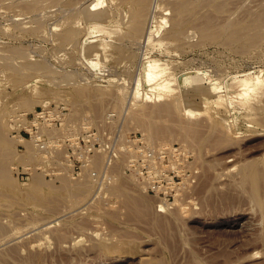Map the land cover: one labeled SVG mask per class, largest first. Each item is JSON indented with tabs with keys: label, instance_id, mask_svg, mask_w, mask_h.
I'll return each instance as SVG.
<instances>
[{
	"label": "rangeland",
	"instance_id": "1",
	"mask_svg": "<svg viewBox=\"0 0 264 264\" xmlns=\"http://www.w3.org/2000/svg\"><path fill=\"white\" fill-rule=\"evenodd\" d=\"M3 1L10 0H0V57H6L2 58L5 61L0 58V116L2 119L6 117L0 130V228L3 227L1 231L6 233L3 237L5 239L0 237L3 243H0V264H264V181L260 184L259 196H255L251 183L243 180L241 172L243 166L250 163L264 168V111L250 110L264 103L260 105L253 93L264 85V34L260 35L264 27L258 32L259 29H255L257 25L252 26L251 31L256 30L259 35L255 31L243 30L249 21L256 24V17L253 18L250 12H255L252 14L256 16L259 9L263 10L264 0H206L208 4L200 10L198 16L210 12L213 19L211 24L215 25L212 32L209 36L193 32L191 40H180V50L171 49L173 54L170 55L164 51L170 44L161 48L149 42L153 40L151 36L156 35L155 32L151 33L155 31L152 19V23L147 22V30L150 28L149 32H144L147 41H144V45H139L134 41L135 38L127 36L122 42L120 53L97 60L100 63L99 71L86 64L79 42L87 29L81 13V2L85 0H65L63 5L61 0H57L60 4L49 0L52 5L48 4L49 8L43 7V3L48 0H22L21 3V0H11L13 7L2 5ZM35 1L42 4L37 3L36 7L32 4ZM66 1L69 2L68 7ZM112 1H106L112 14L117 12L115 17L127 18L121 17L126 20L123 23L124 20L119 18L122 36L130 35L128 32L131 27L127 28L130 26L131 15L127 14V11L131 13L130 8L123 5L121 0H116L121 3L116 6L114 4L117 2ZM156 1L159 0H151L152 6L156 7ZM15 2L21 4L20 8ZM28 4L29 10L26 11L24 8L28 9ZM32 6L42 9L34 13L37 9ZM53 6H56L55 10ZM121 8L124 12L120 11ZM30 9L35 10L32 13ZM52 10L58 12L54 14ZM23 11L31 13L26 15ZM72 11H76V16L72 15ZM36 14H39L37 19L34 18ZM44 16L49 21L46 19L44 23L48 24L43 23L41 27L38 22L45 19ZM14 17L17 19L13 22ZM29 18L38 22H29ZM17 20L24 22L21 24ZM227 21L228 25H233L232 29L238 30L239 35L235 39H231L216 26L226 24ZM68 24L71 25L67 27ZM22 25L30 27L27 29L23 26V30ZM54 27L59 28V31ZM70 27L83 31L76 37L79 47L75 45L76 39L71 41L72 44L68 40L62 44L64 40L61 37L54 38L55 35H61L55 34L57 31L63 34ZM101 30L95 32L97 36L93 37L94 40L101 38V34L104 37L105 32ZM16 34H20V38ZM49 39H58V42ZM135 42L138 45L135 46ZM10 45L15 48L17 46V52L12 51L13 48L10 50ZM21 46L28 50L27 53ZM34 47L39 49L33 50ZM123 47H129V51ZM4 48L10 49L6 51ZM59 48L58 53L56 49ZM79 48L80 55L77 50ZM20 52L24 59L19 55ZM10 54H16L14 63L11 60L14 56ZM27 54L29 58L25 57ZM148 54L152 59L156 57L168 62L174 74L181 75L183 71L187 72L194 67L209 72L207 84L212 82L219 90L216 88V96H206L208 100L219 103H223L228 83L234 84L232 91H238L240 87L233 82L234 78H243L250 72L256 78V90L251 92L252 95L245 94L241 104L237 105L241 114L238 125L231 126L232 133H228L227 125L222 121V118L230 121L235 119L232 106L218 108V103L206 105L204 99L207 97L201 95H197L196 102L201 103L203 109L197 113L185 112L182 109L186 106L185 102L183 105L178 102L180 107L174 113L163 116L152 114L153 107L168 101L174 106L178 98H155L149 92L146 93L149 99H145L148 84L140 77L139 64ZM29 55H33V60ZM118 57L121 62H118ZM17 60L19 64L25 60V64L22 62L23 65H19ZM40 60L44 66L49 63L56 70L48 69L49 66L47 69L43 67L47 71L42 70L39 67ZM35 62L40 71L34 70L38 68ZM12 64L22 67H12ZM52 70L56 72L52 74ZM58 70L60 74H57ZM45 71L52 72L46 74ZM96 71L97 74H92ZM72 72H75L74 75ZM64 73L69 76L65 75L67 79L64 83L62 80L59 82L65 78ZM71 74L77 78L71 80ZM98 74L103 77H95ZM27 75L31 77L25 78ZM54 75L57 76L56 81L50 78ZM83 76L87 79L84 80ZM109 78L114 80L110 81ZM121 81L123 84H120ZM119 85L129 89L125 90L126 98L122 100H118L122 96L118 95ZM56 96H62L63 100L55 99ZM134 97L144 108L143 111L142 108L136 109L141 106L132 105L133 108H129L130 98ZM46 100L48 105H43ZM237 100H241L239 95L236 96ZM29 101L34 105L31 106ZM12 107L14 112L11 111ZM16 107L18 110L15 111ZM127 109H130L129 112ZM248 109L251 112H247ZM150 116H154L163 126L168 124L171 130L152 135L149 131ZM219 122L224 126H218ZM234 134L239 136L232 139L236 137ZM228 135H231L232 140H229ZM201 139H206L202 145ZM1 143H7L6 148H2L4 144ZM37 173L43 185L34 187L31 182ZM76 182L81 186L76 187L80 185ZM46 218L53 221L47 224L49 221L46 222ZM44 221L46 225L43 223L37 226L38 222ZM25 227H29V230L26 231ZM41 227L47 228L45 230ZM30 231V235H26Z\"/></svg>",
	"mask_w": 264,
	"mask_h": 264
},
{
	"label": "bare ground",
	"instance_id": "2",
	"mask_svg": "<svg viewBox=\"0 0 264 264\" xmlns=\"http://www.w3.org/2000/svg\"><path fill=\"white\" fill-rule=\"evenodd\" d=\"M18 1V0H17ZM36 1H40V0H36ZM35 1V3L33 2L32 4L34 5H36L37 3L38 4H42V3H40V2H36ZM47 1V0H46ZM65 0H61V2H62V5H63V2H64ZM67 1H69V0H67ZM67 1H66V7H68L67 5L69 4V2L67 3ZM83 1V0H82ZM107 0H85V1H83V2H81V3H83L82 4V12L81 13H83V16H84V19L86 20V23H87V29L86 30H84L85 31V33L83 34V36H82V38H81V41H79L80 43H81V46H82V48H81V50H82V55H83V57L85 58V61H86V64H88V66H90L91 68H93L94 70L96 69L97 71H99V64L100 63H98L97 62V60L98 59H105V58H110V57H112V56H114V54L115 53H120V51L122 50V42L125 40L124 38H127V36L130 38H135V40L134 41H137V43L139 44V45H141L142 46V44L144 45V41H146V37L144 36V34H146V33H144V32H149L148 30H149V28L150 27H148V30H147V28H146V26L148 25V23L147 22H151L152 21V19H153V26H155V28H154V30L155 31H151V33H154L155 32V37L154 36H151L152 38H153V40L152 41H149L150 43H151V45H154V44H156L157 45V47L159 46V47H161V48H164L167 44H170L171 46H173V48H170L171 46H169V47H167V49L166 50H164L165 51V54H173V52L171 51V49H175V50H177V49H179L180 50V44H182V41L181 42H179L180 40H182V39H186V38H188V39H190L191 38V34H193V32L195 33L196 31H198V33H200L201 35H204V36H209L210 35V33L212 32V30H213V27H215V25H212L213 23V19H212V16L209 14L210 12H204V13H202L200 16H198V13L200 12V10L202 11V8H206L205 6L208 4V2L206 1V0H176V2H172V0L170 1V0H159V1H156V2H154V3H156V7L155 6H152V4L153 3H151V0H121V3H123V5H126L127 7H128V9L131 11V13L129 14V12L127 11V14L128 15H131V16H129L130 18V26L129 27H127V28H130L131 30H130V32H128V33H130V35H128V34H126V36L124 37V36H122V27H121V25L122 24H120L119 23V18H121V17H123V16H121V17H115L114 16V14L116 15L117 14V12L116 13H114V14H112L113 12H111V8H110V5L108 4V2H106ZM112 1V0H111ZM119 1V0H118ZM153 1V0H152ZM174 1V0H173ZM5 1H3V3H1L2 5H10L11 7H13L12 5V3H13V1L11 2V0L10 1H6V2H9V3H7V4H5L4 3ZM11 2V3H10ZM20 3L22 2V0L21 1H19ZM50 2H52L51 0H50ZM53 2H59V4H60V1H57V0H55V1H53ZM115 2H117L116 0H113L112 1V3H115ZM15 3H17V4H19V8H20V3H18V2H15ZM71 3H74V2H71ZM70 3V4H71ZM75 3H76V1H75ZM78 3V2H77ZM118 3H120V2H117V4H114L115 6L116 5H119ZM121 3H120V5H121ZM16 4V5H17ZM30 4H31V2H30ZM48 4H50L49 3V0H48V2H44L43 3V7H47V8H49L47 5ZM52 4H54V3H52ZM263 4H264V1H263ZM263 4L261 5V8H263L264 6H263ZM51 5V4H50ZM65 5V4H64ZM77 6H78V4H76ZM113 5V4H112ZM155 5V4H154ZM29 4H28V9H25L24 8V10H29ZM52 6V5H51ZM56 6H58L57 4H56ZM56 6H53V8L52 9H54V7L56 8ZM70 6H72V7H74L73 6V4H71ZM209 6V5H208ZM263 6V7H262ZM5 7V6H4ZM21 7H26V6H21ZM36 7H37V5H36ZM38 7H40V6H38ZM42 7V6H41ZM45 7V8H46ZM59 7H60V5H59ZM66 7L64 6V8L66 9ZM72 7H70V8H72ZM76 7V6H75ZM74 7V8H75ZM153 7H155L154 8V10H153ZM6 8V7H5ZM7 8H9V7H7ZM15 8V7H14ZM32 8H35L34 6H32ZM31 8V9H32ZM45 8H43V10L45 9ZM51 8V7H50ZM64 8H62V9H64ZM70 8H68V10L67 11H69V9ZM118 8H120V6L118 7ZM11 9H13V8H10V10ZM23 9V8H22ZM30 9V10H31ZM35 9H37V8H35ZM35 9H33V10H31L32 11V13H33V11L35 10ZM42 9V8H41ZM41 9H37V10H35L34 11V13L35 12H37L38 10H40L41 11ZM76 9V8H75ZM75 9H72L73 11L75 10ZM78 9V8H77ZM15 10H18V8L16 7L15 8ZM14 10V11H15ZM42 10V11H43ZM51 10V9H50ZM50 10H48V11H50ZM55 10V9H54ZM54 10H52V11H54ZM122 10V8L120 9V11ZM260 11H258V12H256L257 14H256V16H254L253 14H255V12L253 13L252 11L250 12V14L253 16V18H255V22H256V24H254L253 22H251V21H249V23H248V25H246V28H244L243 30H245V31H248V30H250L251 31V29H252V26L253 27H255L254 25H257L256 26V28L255 29H259L258 30V32H260L261 31V29L264 27V8H263V10H261V9H259ZM9 10H7L6 12H8ZM48 11L47 12H44V13H48ZM51 11V12H52ZM58 11H61V9H59ZM57 10H56V12H58ZM72 11V12H73ZM77 11V10H76ZM76 11L75 12H73V14L71 13V12H69V13H71L72 15H75V13H76ZM81 11V10H80ZM16 12V11H15ZM26 15L28 14V13H31V12H28V13H26L25 11H23ZM55 11L53 12L54 14L56 13ZM62 12V11H61ZM60 12V13H61ZM122 12H124L123 10H122ZM21 12H19V14H20ZM38 13H40V12H38ZM43 13V12H42ZM68 13V14H69ZM79 13V12H78ZM80 13V14H81ZM253 13V14H252ZM16 14H18V13H16ZM19 14H18V16H19ZM49 14H50V12H49ZM124 13H121V15H123ZM1 15H3V14H1ZM32 15V14H31ZM44 15V14H43ZM70 15V14H69ZM82 15V14H81ZM80 15V16H81ZM120 15V14H119ZM127 15V16H128ZM4 16V15H3ZM2 16V17H3ZM21 16V15H20ZM30 16V15H29ZM28 16V17H29ZM37 16H39V14L37 15L36 14V17H34L35 19H37ZM41 16H42V14H41ZM76 16V15H75ZM83 16H81V17H83ZM124 16H125V14H124ZM16 17V16H15ZM14 17V20H12L13 22L14 21H16V19L17 18H15ZM24 17H26V16H24ZM50 17H52V14L50 15ZM67 17V16H66ZM71 17H74V16H71ZM250 17V16H249ZM10 18H12V17H10ZM34 18H32V19H30L29 18V22L31 21V22H34V21H36V22H38V20H34ZM43 18H45V19H40V21L41 22H38V23H40L39 24V26H41L44 22H45V20L47 19V21H49V18L48 17H46V16H44ZM54 18V17H53ZM123 18H125V19H127L126 18V16L125 17H123ZM123 18H121L122 20H124V21H122V20H120V21H122V23L123 22H125L126 20L125 19H123ZM226 18V17H225ZM21 19H24L23 17L21 18ZM51 19V18H50ZM77 19H78V17H77ZM81 19V18H80ZM83 19V18H82ZM27 20H25V21H27ZM68 20V19H67ZM72 20H74V18L72 19ZM76 20V19H75ZM79 20V19H78ZM78 20H76V21H78ZM228 20V19H227ZM249 20H252V19H249ZM18 22L20 21V20H17ZM27 21V24L29 23ZM75 21V22H76ZM81 21V20H80ZM84 21V20H83ZM230 21V20H229ZM229 21H227L228 23H226V24H224V23H222L221 25L223 26V28H221L220 29V27H221V25L219 26V25H216L218 28H219V30L221 31V32H224L225 34H227V36H229L231 39H235L236 37H238V35H239V33L237 32L238 30H234V29H232V28H234V27H232L231 28V26H233V25H228L229 24ZM253 21V20H252ZM22 22H24V20H22V21H20L19 23H21L22 24ZM69 22V21H68ZM132 22V23H131ZM223 22H224V20H223ZM231 22V21H230ZM66 23V22H65ZM70 23V22H69ZM85 23V22H84ZM152 23V22H151ZM212 23V24H211ZM221 23V22H220ZM20 24V25H21ZM26 24V25H27ZM44 24H48V23H44ZM67 24V23H66ZM72 24V23H71ZM71 24H68L67 25V27L69 26V25H71ZM132 24V25H131ZM169 24V25H168ZM216 24V23H215ZM236 24V23H235ZM26 25H22L21 27L23 28V30H24V27L23 26H25L26 28L27 27H30V26H26ZM59 25V24H58ZM58 25H55V27H57ZM61 25V24H60ZM59 25V26H60ZM63 25H65V24H63ZM73 25H75L74 24V22H73ZM79 25H81V24H79ZM151 25V24H150ZM15 27H16V25H14ZM18 26V25H17ZM45 26V25H44ZM128 26V25H127ZM42 27V26H41ZM54 27V28H55ZM65 27V26H64ZM73 27H78V26H73ZM73 27H70L69 29H67V30H65L66 32H64L63 34L61 33V31L58 33V29L57 28H55V29H57L58 31L55 33V34H61V35H59V36H56L55 35V39H56V37L58 38V39H60L59 37H61V39L62 40H64V42H62L61 40H59V42H62V44H64V43H66L65 42V40H68V41H70V43H71V41L72 40H74V39H76V37H78V35L80 34V32H83L82 30H80V29H77V28H73ZM80 27H82V26H80ZM152 27V26H151ZM166 27H168L169 29L168 30H166ZM262 27V28H261ZM97 28H101L100 30L101 31H104L105 32V34H104V37H103V34H101L102 36H101V38H95V40H94V36L96 37L97 35H95V32H97V31H100V30H97ZM16 29H19L18 27H16ZM28 29V28H27ZM54 29V30H55ZM61 29V28H60ZM84 29H85V27H84ZM152 29V28H151ZM150 29V30H151ZM264 29V28H263ZM34 30V29H33ZM33 30H30L29 29V31H33ZM53 30V31H54ZM61 30H63V29H61ZM97 30V31H96ZM194 30V31H193ZM22 30H20V32H21ZM192 31V32H191ZM253 32L255 31L256 32V35H259V34H257L258 32L256 31V30H252ZM251 31V32H252ZM264 30H262L261 32H260V35L262 34H264V32H263ZM28 31H26V33H27ZM103 32V33H104ZM233 32H236V33H238V34H231V33H233ZM252 32V33H253ZM15 33V32H14ZM121 34V36L122 37H120L119 38V35ZM16 35H18V34H16ZM51 35H53V34H51ZM148 35H149V33H148ZM154 35V34H153ZM194 35V34H193ZM236 35V36H235ZM255 35V34H254ZM20 36V34L17 36V38ZM149 36V37H150ZM196 36V35H195ZM195 36H193V38L192 39H194V37ZM14 37H15V35H14ZM13 37V38H14ZM143 37H145V38H143ZM228 37V38H229ZM257 37H259V36H257ZM256 37V38H257ZM16 38V39H17ZM20 38V37H19ZM52 38V37H51ZM130 38V39H131ZM151 38V39H152ZM55 39H49V40H52V41H54ZM58 39L57 40H55L54 42H58ZM96 39H98V40H96ZM138 39V40H137ZM148 40L150 39V38H147ZM187 39V40H188ZM191 40V39H190ZM19 41V40H18ZM76 43H75V45H78V47H79V42H78V40L76 39V40H74ZM127 41H129V40H127ZM133 41V42H134ZM186 41V40H185ZM130 42H132V40L130 41ZM147 42V41H146ZM148 42V43H149ZM14 43V42H13ZM19 43V42H18ZM73 43V42H72ZM71 43V44H72ZM136 43V42H135ZM135 43H132L133 45L135 44ZM135 44V46L136 45H138V44ZM147 43V44H148ZM222 43H224V42H222ZM55 44H57V43H55ZM129 44V43H128ZM131 44V43H130ZM129 44V45H130ZM6 45H8V44H6ZM21 45V44H20ZM75 45H69V46H75ZM150 45V44H149ZM149 45H147V50H148V46ZM155 45V46H156ZM9 46V45H8ZM7 46V47H8ZM30 46V45H29ZM126 46V45H125ZM140 46V47H141ZM146 46V45H145ZM168 46V45H167ZM21 47H23V48H21L22 50L23 49H25V51H26V48L24 47V46H21ZM76 47V46H75ZM174 47H176V48H174ZM11 48V49H10ZM10 50H12V48H13V50L12 51H15L16 50V48H17V46H16V48L15 47H11V45H10ZM30 48V50H32L31 49V47H29ZM35 48V47H34ZM61 48V47H60ZM60 48L59 49H56V50H58V53L60 52ZM142 48V47H141ZM140 48V49H141ZM150 48V47H149ZM5 49V48H4ZM9 49H5L6 51H8ZM18 49H20V47L18 48ZM36 49H39L38 47L37 48H35V49H33V50H36ZM42 49V48H41ZM41 49H40V51H41ZM123 49H125L124 47H123ZM128 49V51H129V47H126V49L125 50H127ZM138 49V48H137ZM3 50V49H2ZM55 50V49H54ZM77 50H79V55H80V48L79 49H77ZM139 50V49H138ZM153 50H155V49H153ZM4 51V50H3ZM11 51V53H15V52H17V51H15V52H12ZM28 51V50H27ZM27 51H26V53H27ZM45 51V50H44ZM44 51H42V52H44ZM124 51V50H123ZM149 51H151V50H149ZM148 51V52H149ZM174 51V50H173ZM19 52V51H18ZM21 52H23V51H21ZM20 52V53H21ZM41 52V53H42ZM67 52V51H66ZM69 52V51H68ZM137 52V51H136ZM135 52V53H136ZM155 52V51H154ZM163 52V51H162ZM6 53H9V52H6ZM26 53L24 54V55H26ZM35 53V51H33V54ZM39 53V52H38ZM76 53H78V52H76ZM127 53H129V52H127ZM147 53V52H146ZM19 54V53H18ZM17 54V55H18ZM30 54V53H29ZM55 54V53H54ZM57 54V53H56ZM71 55H73V53H70ZM126 54V53H125ZM129 54H131V53H129ZM138 54V53H137ZM141 54V53H140ZM163 55H164V53H162ZM175 55H177L176 53H174ZM5 55V54H4ZM12 54H10L9 56H11ZM14 55H16V54H14ZM14 55H12V56H14ZM20 56H22V59H24V57H23V53H21V54H19ZM38 55H41V54H38ZM44 55V54H43ZM119 55V54H118ZM149 55V54H148ZM168 55V56H169ZM9 56H7V57H9ZM11 56V57H12ZM30 57H32L31 55H29ZM42 56V55H41ZM120 56H124V55H120ZM128 56V58H130L129 56L130 55H127ZM135 56V55H134ZM141 56V55H140ZM146 56V55H145ZM150 56V57H149ZM149 56H147V57H144V58H142L141 59V61H140V64H139V70L141 71V74L142 75H140V77H143L144 79H145V82L148 84V89L146 90L147 92H145V94L146 93H149L150 92V94L149 95H151V94H154V96H155V98H156V96H158V98H162V97H166V96H175V98H178L177 99V101L175 102V103H173L174 104V106L172 105V104H170V101H168V102H166V103H164V104H159V105H157V106H155V107H153L152 109H151V113L152 114H155L156 116H163V115H169V114H171V113H174L175 111H177L176 109H178L179 107H180V105L179 104H177L178 102L179 103H181L182 105L184 104V102H185V104H186V106H185V108L183 107L182 109L183 110H185V112H187V113H197V112H199L200 110H202L203 108V106L201 105V103H197L196 101H197V99H196V97H197V95H201V96H204V97H207L206 95H208V96H211V97H213V96H216V94H217V89L215 88V86L214 85H212V82H209V83H211V84H207V79H208V75H209V72H207V71H205L204 69H202V68H191L189 71H187V72H185V71H183V73L182 72H180V73H182L181 75H179L178 73L177 74H174V73H172V71L170 70V68H171V66L169 67L168 66V62H166V61H163V59H156V57H155V59H152V57H151V55H149ZM166 56V55H165ZM174 56V55H173ZM180 56H182V55H180ZM5 56H3V57H0L1 59L2 58H4ZM17 57V56H16ZM25 57H28V54H27V56H25ZM138 57V56H137ZM136 57V58H137ZM29 58V57H28ZM79 58V57H78ZM119 59L118 60H120L121 58L120 57H118ZM124 59H125V57H123ZM131 58L132 59H134L135 57H133V55L131 56ZM173 58V57H172ZM0 59V60H1ZM5 59H6V57H5ZM5 59H2V61L4 60L5 61ZM8 59V58H7ZM13 59H15V56H14V58H12L11 60L13 61V63L16 61H14ZM18 59H21V57H19L18 56ZM59 59V58H58ZM61 59V58H60ZM71 59H73V57H71ZM74 59H76V58H74ZM73 59V60H74ZM124 59H122V61L124 60ZM8 60H10V58L8 59ZM31 60H33V57L31 58ZM67 60H69V58H67ZM79 60H80V58H79ZM114 60V59H113ZM117 60V59H116ZM130 60V59H129ZM137 60V59H136ZM140 60V59H139ZM25 60H23V61H20L21 63L20 64H22L23 65V63L25 64V62H24ZM70 61H72V60H70ZM70 61H67V62H70ZM127 61V60H126ZM134 61V60H133ZM133 61H130V62H133ZM11 62V61H10ZM23 62V63H22ZM34 61H32V63H33ZM36 62H38L37 60H36ZM34 63V64H36V67H38V63ZM42 62H43V59H42ZM66 62V63H67ZM74 62V61H73ZM77 62V61H76ZM80 62V61H79ZM118 62H121V60L120 61H118ZM124 62V61H123ZM186 62V61H185ZM188 62V61H187ZM17 63L19 64V62H18V60H17ZM27 63V62H26ZM29 63V62H28ZM31 62H30V64H32ZM41 63V60H40V62H39V67L40 68H42V70L43 69H45L47 66H49V63L47 64L46 63V60H45V64H47V65H45L44 66V64H40ZM44 63V62H43ZM59 63H61V62H59ZM65 63V62H64ZM127 62H125V65H127L126 64ZM134 63V62H133ZM139 63V62H138ZM19 64V65H20ZM30 64H29V66H30ZM183 64V63H182ZM13 66L12 67H17L18 65L17 64H12ZM62 65V64H61ZM73 65V64H72ZM25 67L24 68H26V65H24ZM27 66H28V64H27ZM28 66V67H29ZM33 65H31V67H32ZM35 66V65H34ZM33 66V67H34ZM50 66H51V64H50ZM48 67V69H51V68H55L53 65V67L51 66V67ZM66 66V65H65ZM130 66H132L131 65V63H130ZM7 67V66H6ZM18 67H22V66H18ZM17 67V68H18ZM29 68V69H31L32 70V68ZM35 67V68H36ZM36 68V69H34V70H37L38 69V71H40V68ZM43 67H45V68H43ZM64 67V66H63ZM9 68H11V67H9ZM24 68H22V69H20V70H23ZM87 68V67H86ZM89 68V67H88ZM28 69V70H29ZM47 69V68H46ZM45 69V70H46ZM58 69V68H57ZM12 70H15L14 68H12ZM19 70V71H20ZM34 70H32V71H34ZM41 70V71H42ZM54 70H56V68L54 69ZM54 70H52V71H48V72H52V74H54L56 71H54ZM18 71V70H17ZM37 71V72H38ZM47 71V70H46ZM45 71V73L46 74H50V73H47ZM59 71L60 70H58V72H57V74H60L59 73ZM72 71V70H71ZM76 71V70H75ZM96 71V73H92V74H97L98 72ZM44 72V71H43ZM65 72H67V73H69V71H65ZM174 72V71H173ZM185 72V73H184ZM40 73V72H39ZM73 73V72H72ZM75 73V72H74ZM74 73H73V75H74ZM82 73V72H81ZM101 73V72H100ZM176 73V72H175ZM40 74H42V73H40ZM79 73H77V75H78ZM64 76L65 75H68V74H66V73H64L63 74ZM72 75V74H71ZM72 75V76H73ZM79 75H81V74H79ZM55 76V75H54ZM69 76V75H68ZM98 76H102V75H100V74H98V75H96L95 77H97L98 78ZM28 78V77H31V76H29V75H27V76H25V78ZM74 77H76V76H73V77H70V79L71 80H75L76 78H74ZM80 77V76H79ZM103 77V76H102ZM228 77H229V75H228ZM38 78V77H37ZM50 78H54V80L56 81V79L55 78H57V76H55V77H50ZM72 78H74V79H72ZM99 78H101V77H99ZM21 79H23V78H21ZM30 79V78H29ZM67 79V77L65 76V78L64 79H60L59 80V82H61V80L63 81V83L65 82V80ZM69 79V78H68ZM80 79V78H79ZM83 79H84V76H83ZM87 78H85L84 80H86ZM110 79V78H109ZM143 79V80H144ZM255 79L256 78H253L251 75H250V72L249 73H246L245 74V77H243V78H240V77H235L234 78V80H233V82H236L238 85H239V87H240V89L238 90V91H232V89H234V84L233 83H231V82H229L228 84V86H227V90H226V94H225V96H224V100H223V103L221 102V103H219V102H214V101H212V100H208L209 98L207 97V98H205L204 99V101H205V104L207 105V104H211V103H218L219 105V107L218 108H220L221 106H224L225 105V107L226 108H228L230 105L232 106L231 108H233L232 109V111H233V114L235 115L234 117H235V119H233V120H228V119H224V118H222V121H224L225 122V125H227L226 127V129H227V131H228V133H232L231 132V126L233 125V126H235V125H238V123H239V118H240V114H241V111L239 110V107L237 106V105H240L241 104V101H242V97L245 95V94H250V95H252L251 94V92L252 91H255L256 90V85H255ZM52 80V79H51ZM114 79H110V81H113ZM123 80V79H122ZM125 80V79H124ZM24 81H26V80H24ZM58 81V80H57ZM109 81V80H108ZM28 82H30V81H28ZM58 82V83H59ZM123 81H121L120 82V84L122 83ZM52 83H53V81H52ZM112 83H114V82H112ZM176 83H177V85H176ZM115 84V83H114ZM123 84V83H122ZM125 84V83H124ZM217 85V84H216ZM120 86V85H119ZM121 87H123V88H121ZM125 86H120L119 87V89H118V91H119V93H118V95L119 94H121L122 96H120L121 97V99H119L118 98V100H122V99H124V98H126L125 96V90L126 91H128L129 89H126V88H124ZM116 88H118V86L116 87ZM135 89V88H134ZM219 90V89H218ZM136 92L137 91H135V94H136ZM134 93V92H133ZM132 93V94H133ZM253 93H255L254 95H255V97L254 98H256V100L260 103V105H261V102H264L263 100H264V85L263 86H259V88H258V90H256V92H253ZM97 94V93H96ZM127 94V93H126ZM135 94H133V96H136ZM60 95H62V94H59V96ZM115 95V94H114ZM147 95V94H146ZM145 95V96H146ZM237 95H239L240 96V98H241V100H237L236 101V96ZM117 96V95H116ZM115 96V97H116ZM118 96V97H119ZM133 96H130V97H133ZM144 96V97H145ZM251 97V96H250ZM33 98V97H32ZM31 98V99H32ZM60 98V100H63L62 99V96L61 97H59ZM59 98H57V96H56V98L55 99H59ZM135 98L136 97H134V98H130L131 99V106L129 107V108H133V107H140L141 106V104H139L136 100H135ZM151 98V97H150ZM203 98V97H202ZM33 99H35V98H33ZM37 99V98H36ZM145 99H149V96L147 95L146 97H145ZM27 100H29V99H27ZM117 100V99H116ZM132 100H133V102H132ZM34 101V100H33ZM256 101V104L258 103ZM35 102V101H34ZM124 103H125V101H123ZM174 102V101H173ZM25 103V102H24ZM23 103V104H24ZM30 103H32V102H30L29 101V104ZM44 104L43 105H48V100H46L45 102H43ZM172 103V102H171ZM26 105V104H25ZM32 105H34V103H32L31 104V106ZM132 105H133V107H132ZM258 105V104H257ZM255 106L254 107V110H253V107H251L250 108V110L252 109V111H255L256 109H257V112H260L259 110H261V111H264V103H263V105L262 106ZM14 107V106H13ZM12 107V108H13ZM27 107H29L28 105H27ZM63 107V106H62ZM118 107V106H117ZM214 107V106H213ZM224 107V108H225ZM11 108V109H12ZM142 108V106L140 107V108H136V109H138V110H140ZM222 108V107H221ZM6 110H7V108H5ZM4 109V110H5ZM10 109V110H11ZM143 109L144 108H142V110L141 111H143ZM259 109V110H258ZM3 110V111H4ZM6 110H5V112H6ZM14 110V108L11 110V111H13ZM16 110H18V108L16 107L15 108V111ZM21 110V109H20ZM72 110V109H71ZM128 110V109H127ZM130 110V109H129ZM129 110H128V112H129ZM229 110V109H228ZM249 110V109H248ZM247 110V112H251L250 110L248 111ZM2 111V112H3ZM73 111V110H72ZM223 111V110H222ZM2 112H1V114H2ZM14 112V111H13ZM74 112V111H73ZM127 112V113H128ZM229 112H231V110H229ZM4 113V112H3ZM7 113V112H6ZM6 113H4V114H6ZM126 113V114H127ZM220 113V112H219ZM232 113V112H231ZM4 114H2V115H4ZM25 114V113H24ZM24 114L22 115V116H24ZM223 114H225V113H223ZM14 115V114H13ZM5 116V115H4ZM10 116V115H9ZM135 116V115H134ZM138 116V115H137ZM216 116H218L217 114H216ZM3 117H1L0 116V130L2 129L1 127H3V126H1V124H4V122H5V118L4 119H2ZM14 118V117H13ZM221 118V117H220ZM248 118V117H247ZM8 119V118H7ZM212 119V118H211ZM211 119H209V120H211ZM248 119H250V117L248 118ZM11 120V119H10ZM17 120V119H16ZM141 120V119H140ZM4 121V122H3ZM126 121H128V120H126ZM251 121V120H250ZM211 122V121H210ZM125 123V122H124ZM161 122H159L158 120H156L155 118H154V116H150V119H149V131H150V133L152 134V135H158L161 131H166V130H171L170 128L171 127H169V125L167 124V125H164L163 126V124H160ZM220 123V122H219ZM217 123V125L218 126H221L222 127V123ZM232 123H234V124H232ZM165 124V123H164ZM212 124V123H211ZM216 124V123H215ZM125 126V125H124ZM224 126V125H223ZM191 127H193V128H196V127H194V126H191ZM224 128V127H223ZM189 129H191L192 130V128H189ZM221 129V128H220ZM225 129V130H226ZM238 129L240 130V128L238 127ZM193 130H197V128L196 129H193ZM224 130V131H225ZM230 131V132H229ZM162 133V132H161ZM172 133V132H171ZM194 133H196V132H194ZM237 133V132H236ZM222 134H224V133H221V135ZM225 134H226V132H225ZM238 134V133H237ZM235 135L234 134V136H236V137H234V138H232V139H236L237 138V136H239V135ZM240 134V133H239ZM224 136H226V135H224ZM229 137H230V139H229V137H227V139H229V140H232L231 139V135H228ZM1 131H0V139H1ZM72 138V137H71ZM4 139H6V137H4ZM19 139V138H18ZM25 140V139H24ZM73 140H75L74 139V136H73ZM6 141H7V139H6ZM206 141V139L203 141L202 139H201V145L204 143ZM5 142V141H4ZM1 144H4V143H1ZM6 144L7 143H5L4 145H2V148L4 147V148H6L5 146H6ZM42 149V148H41ZM9 150V149H8ZM5 151V150H4ZM37 155V154H36ZM46 156V155H45ZM100 157V156H99ZM42 158H44L43 156H42ZM49 159V158H48ZM68 160V159H67ZM98 160V159H97ZM96 160V161H97ZM100 160H102V159H100ZM98 162V161H97ZM94 163H96V162H94ZM98 163H100V162H98ZM248 163V162H247ZM250 163V162H249ZM96 165H97V163H96ZM262 165H264V163H262ZM31 168H33V167H31ZM39 168V167H38ZM36 172V171H35ZM242 173H243V175H244V178H243V180L245 179L247 182H250L251 183V185H252V193H253V195H255V196H259V194H260V184H261V182L262 181H264V168H261L259 165H255L254 163H250V164H245L244 166H243V168H242V171H241ZM38 174V175H37ZM37 174H35L34 175V177H33V182H31L32 183V185H34V187H38V186H42L43 185V183H42V180H41V178L39 177V173H37ZM33 176V175H32ZM41 176V175H40ZM79 182H76V184H78ZM80 184V183H79ZM94 184V183H93ZM85 185V184H84ZM81 186V184L79 185V186H77L76 185V187H80ZM93 187H94V185H92ZM83 187V186H82ZM74 188V187H73ZM94 189V188H93ZM81 191H83V190H81ZM87 191V190H86ZM101 191V190H100ZM91 192V191H90ZM90 192H88V193H90ZM86 193V192H85ZM99 194V193H98ZM101 194V193H100ZM99 194V195H100ZM84 195V194H83ZM82 196V195H81ZM86 196H88V194L86 195ZM259 200H260V198H259ZM263 200V199H262ZM87 203V202H86ZM164 203V202H163ZM167 204V203H166ZM81 207V206H80ZM80 207H78V208H80ZM87 207H88V205H87ZM74 210V209H73ZM79 210V209H78ZM183 210V209H182ZM72 211V210H71ZM77 211V210H76ZM79 211H81V209L79 210ZM83 211H85V210H83ZM183 212H185V210L183 211ZM64 215V214H63ZM61 216V215H60ZM62 217V216H61ZM65 217V216H64ZM55 218V217H54ZM11 219V218H10ZM47 219V218H46ZM52 219V218H51ZM56 220H57V218H56ZM60 220V218L58 219V221ZM9 221V220H8ZM47 221H49V219H47L46 220V222ZM51 221H53V220H51ZM51 221H49V222H47V224L48 223H50ZM33 222V221H32ZM46 222L44 221V222H38L37 223V226H42V224L44 223L45 225H46ZM30 224H32V223H30ZM39 224V225H38ZM28 225V224H27ZM24 226H25V224H24ZM32 226V225H31ZM37 226H34V228L35 227H37ZM39 226V227H40ZM49 226V225H48ZM30 227V226H29ZM29 227H25L26 228V231L27 230H29L28 228ZM17 228H18V226H17ZM31 228H33V227H31ZM42 228V227H41ZM45 228H47V227H45ZM45 228H42V229H45ZM16 229V228H15ZM22 230L24 229V228H21ZM37 229H39L38 227H37ZM40 230V231H44L45 232V230ZM3 231V227L2 228H0V234H3V235H1L0 237L1 238H3L4 237V235H6V233L5 232H2ZM10 230H12V229H10ZM17 230V229H16ZM15 230V231H16ZM25 230V229H24ZM33 230V229H32ZM9 231V230H8ZM14 231V232H15ZM10 232V234L12 235V232H13V230H12V232L11 231H9ZM19 232V231H18ZM35 232V231H34ZM16 233V232H15ZM30 233H31V231L29 232V234L27 233L26 235H30ZM40 234V233H39ZM18 235H20L19 233H18ZM17 235V236H18ZM7 237V236H6ZM13 237H16V236H13ZM12 237V238H13ZM20 237V236H19ZM18 237V238H19ZM12 238H9V239H11V240H13ZM17 238V237H16ZM3 239H5V238H3ZM7 240H9L8 238H6ZM32 239V238H31ZM16 240V239H15ZM19 240V239H18ZM2 241H5V240H2ZM10 241V240H9ZM24 241V240H23ZM6 242V241H5ZM8 242V241H7ZM12 242H14V241H12ZM0 243H2V242H0ZM8 243H10L11 244V242H8ZM7 243V244H8ZM17 243V242H16ZM1 245V244H0ZM2 245H3V243H2ZM9 245V244H8ZM16 245V244H15ZM22 245V244H21ZM7 247V246H6ZM23 247V246H22ZM1 248V247H0ZM14 248V247H13ZM25 248V247H24ZM2 249V248H1ZM4 249V248H3ZM15 249H17V248H15ZM1 251V250H0ZM23 252V251H22ZM15 253V252H14ZM9 257V256H8ZM1 258V257H0Z\"/></svg>",
	"mask_w": 264,
	"mask_h": 264
}]
</instances>
